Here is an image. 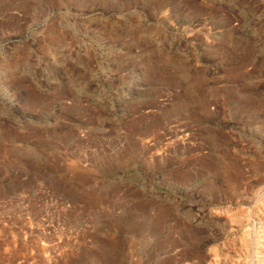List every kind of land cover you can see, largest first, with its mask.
<instances>
[{
  "label": "rangeland",
  "instance_id": "1",
  "mask_svg": "<svg viewBox=\"0 0 264 264\" xmlns=\"http://www.w3.org/2000/svg\"><path fill=\"white\" fill-rule=\"evenodd\" d=\"M0 264H264V0H0Z\"/></svg>",
  "mask_w": 264,
  "mask_h": 264
}]
</instances>
